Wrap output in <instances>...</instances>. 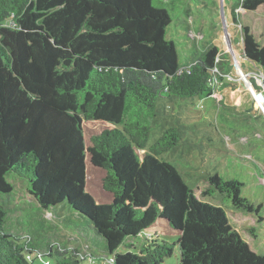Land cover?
Listing matches in <instances>:
<instances>
[{"label": "trees", "instance_id": "obj_1", "mask_svg": "<svg viewBox=\"0 0 264 264\" xmlns=\"http://www.w3.org/2000/svg\"><path fill=\"white\" fill-rule=\"evenodd\" d=\"M239 8L264 15V0H237L235 25ZM171 23L152 0H0V264L38 260L31 240L16 242L5 228L11 210L1 196L14 192L10 175L65 230L100 239V264H163L175 244L160 229L177 235L179 264H264V252L251 250L226 210L198 199L164 160L181 145L214 149L213 112L200 118L204 133L163 117L167 104L209 108L213 81L231 74L214 44L181 64L167 36ZM240 34L242 57L264 72V35L242 24ZM216 156L228 159L210 156L216 166ZM202 180L205 195L260 215L262 205L242 195L245 185L234 176L214 166ZM130 239L143 243L137 248ZM45 257L82 260L77 249L58 246Z\"/></svg>", "mask_w": 264, "mask_h": 264}, {"label": "rangeland", "instance_id": "obj_2", "mask_svg": "<svg viewBox=\"0 0 264 264\" xmlns=\"http://www.w3.org/2000/svg\"><path fill=\"white\" fill-rule=\"evenodd\" d=\"M236 3L237 0H152L155 8L166 10L172 18L167 36L177 44L181 64L185 59L190 63L200 52L214 44L219 47L220 56L225 60L222 67L232 69L230 75L223 72L221 80L214 83L215 102L209 108L194 102L167 104L169 112L163 117L168 124L179 122L187 132L195 127L203 128L201 131L204 133L208 125L200 118L203 112H213L211 119L215 126L212 135L218 140L214 149L207 147L201 151L196 147L181 145L165 154L164 160L178 167L198 199L226 210L231 227L248 243L251 250L264 252V81H256L255 75H259L260 68L244 61L239 47L241 24L248 26L254 33L264 35V15L248 13L239 8L235 14L240 24L235 25L232 10ZM242 68L254 79L243 76ZM216 102H221L224 107L215 106ZM195 105L199 108L196 109ZM159 134L160 129H155L153 139ZM189 135L193 138H190L191 141L195 139L192 134ZM200 140L204 142L200 144H206L205 139ZM217 153L223 158L228 156V159L219 162V156H216V166L212 164L215 162L208 159ZM214 166L220 174L229 178L234 176L244 183L242 195L255 206L262 205L260 215L235 210L220 195H205L207 183L202 178ZM7 181L13 185L14 192L1 196L11 210L6 218V231L14 236L16 242H33L36 254L43 256L35 264H52L53 260L45 256L49 248L57 246L77 249L82 258L80 264H92L93 261L100 264L97 261L100 256L97 252L100 239L94 241L92 237L77 238L53 217L56 215L51 216L38 208L37 202L29 195L20 179L10 175ZM67 214L64 212L66 218ZM259 216L262 219L259 220ZM77 218L76 215L73 223L77 229H82L81 224L75 221ZM160 231L161 239L175 244L172 256L166 258L163 264H179L177 235L168 234L163 229ZM142 243V240L130 239L127 244L139 248Z\"/></svg>", "mask_w": 264, "mask_h": 264}, {"label": "built area", "instance_id": "obj_3", "mask_svg": "<svg viewBox=\"0 0 264 264\" xmlns=\"http://www.w3.org/2000/svg\"><path fill=\"white\" fill-rule=\"evenodd\" d=\"M229 46L231 47V45H229ZM249 75H250L249 72L248 73H243V76H245V77H248L249 78L250 77ZM255 76H256V81H259V82L264 81V72L263 71H260L259 75H255ZM251 78H253V77H251ZM214 83H215V81H213V86H214ZM35 257H36V259L43 258L42 254H40V253H38ZM104 264H112V259H110V260L105 259V263Z\"/></svg>", "mask_w": 264, "mask_h": 264}, {"label": "water", "instance_id": "obj_4", "mask_svg": "<svg viewBox=\"0 0 264 264\" xmlns=\"http://www.w3.org/2000/svg\"><path fill=\"white\" fill-rule=\"evenodd\" d=\"M242 47H243V40H242V38H241V50H242ZM241 54H243L242 53V51H241ZM246 61H249L248 59H245ZM250 62V61H249ZM260 71H262V68H260Z\"/></svg>", "mask_w": 264, "mask_h": 264}, {"label": "clouds", "instance_id": "obj_5", "mask_svg": "<svg viewBox=\"0 0 264 264\" xmlns=\"http://www.w3.org/2000/svg\"><path fill=\"white\" fill-rule=\"evenodd\" d=\"M242 38V37H241ZM239 47H240V49H241V39H240V42H239ZM242 51V50H241ZM244 58V57H243ZM244 59H246V58H244ZM244 61H246V60H244Z\"/></svg>", "mask_w": 264, "mask_h": 264}, {"label": "crops", "instance_id": "obj_6", "mask_svg": "<svg viewBox=\"0 0 264 264\" xmlns=\"http://www.w3.org/2000/svg\"><path fill=\"white\" fill-rule=\"evenodd\" d=\"M230 72H232V69L230 68ZM252 89V88H251Z\"/></svg>", "mask_w": 264, "mask_h": 264}]
</instances>
